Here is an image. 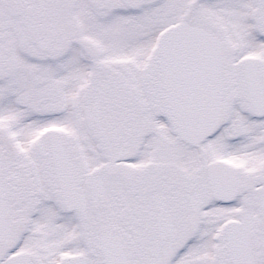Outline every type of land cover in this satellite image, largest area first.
<instances>
[{"label":"snow or ice","instance_id":"1","mask_svg":"<svg viewBox=\"0 0 264 264\" xmlns=\"http://www.w3.org/2000/svg\"><path fill=\"white\" fill-rule=\"evenodd\" d=\"M0 264H264V0H0Z\"/></svg>","mask_w":264,"mask_h":264}]
</instances>
